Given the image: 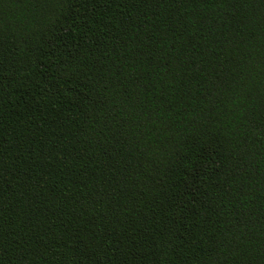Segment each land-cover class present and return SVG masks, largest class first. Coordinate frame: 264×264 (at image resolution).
<instances>
[{"label":"trees","instance_id":"obj_1","mask_svg":"<svg viewBox=\"0 0 264 264\" xmlns=\"http://www.w3.org/2000/svg\"><path fill=\"white\" fill-rule=\"evenodd\" d=\"M0 264H264V0H0Z\"/></svg>","mask_w":264,"mask_h":264}]
</instances>
